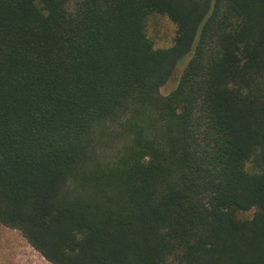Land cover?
I'll use <instances>...</instances> for the list:
<instances>
[{
  "label": "trees",
  "instance_id": "trees-1",
  "mask_svg": "<svg viewBox=\"0 0 264 264\" xmlns=\"http://www.w3.org/2000/svg\"><path fill=\"white\" fill-rule=\"evenodd\" d=\"M0 224L50 264H264V0H0Z\"/></svg>",
  "mask_w": 264,
  "mask_h": 264
},
{
  "label": "rangeland",
  "instance_id": "rangeland-1",
  "mask_svg": "<svg viewBox=\"0 0 264 264\" xmlns=\"http://www.w3.org/2000/svg\"><path fill=\"white\" fill-rule=\"evenodd\" d=\"M176 33L175 25L163 15H150L146 22V34L154 48L163 49L172 45ZM186 60L182 61L174 70L169 80L159 88L161 96H167L176 86ZM113 127L108 128L101 136L102 142L116 146L120 139L114 138ZM249 168V167H248ZM252 212L241 213V218L251 217ZM0 264H50L24 239L17 229H10L0 224Z\"/></svg>",
  "mask_w": 264,
  "mask_h": 264
}]
</instances>
